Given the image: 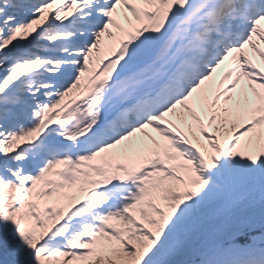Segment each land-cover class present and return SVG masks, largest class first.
<instances>
[{
  "label": "snow or ice",
  "instance_id": "1",
  "mask_svg": "<svg viewBox=\"0 0 264 264\" xmlns=\"http://www.w3.org/2000/svg\"><path fill=\"white\" fill-rule=\"evenodd\" d=\"M0 264H264V0H0Z\"/></svg>",
  "mask_w": 264,
  "mask_h": 264
}]
</instances>
